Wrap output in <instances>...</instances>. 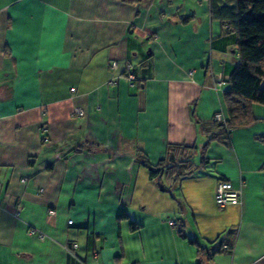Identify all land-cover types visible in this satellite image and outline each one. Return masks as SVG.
Here are the masks:
<instances>
[{
  "label": "crops",
  "instance_id": "1",
  "mask_svg": "<svg viewBox=\"0 0 264 264\" xmlns=\"http://www.w3.org/2000/svg\"><path fill=\"white\" fill-rule=\"evenodd\" d=\"M234 50L207 0H0V264H264V106L200 165ZM170 145L197 168L159 184Z\"/></svg>",
  "mask_w": 264,
  "mask_h": 264
},
{
  "label": "trees",
  "instance_id": "2",
  "mask_svg": "<svg viewBox=\"0 0 264 264\" xmlns=\"http://www.w3.org/2000/svg\"><path fill=\"white\" fill-rule=\"evenodd\" d=\"M122 1L136 5L142 0ZM207 2L211 19L219 22L226 35L232 34L234 37L237 65L226 80L228 89L223 97L226 119L217 121L215 115L211 121L200 124L207 138L202 149L200 165L206 162L204 156L210 143L217 142L229 147L231 132L253 122L252 104L264 106V0H207ZM185 21L183 19V22ZM193 154L194 148L182 145L168 146L164 160L156 167L148 168L150 180L166 175L171 184H178L190 177L197 168L191 161ZM129 229L136 231L139 226L129 223ZM179 236L184 237L181 232ZM227 246L228 250H231V246ZM201 251V248H198V253Z\"/></svg>",
  "mask_w": 264,
  "mask_h": 264
},
{
  "label": "built area",
  "instance_id": "3",
  "mask_svg": "<svg viewBox=\"0 0 264 264\" xmlns=\"http://www.w3.org/2000/svg\"><path fill=\"white\" fill-rule=\"evenodd\" d=\"M117 69H118V63L116 61H111L109 63V71L111 73H114L115 71H117ZM124 74H125V80L127 81L128 84L132 85L135 83V75L133 73V70L131 69L130 64H128L127 62L124 63ZM109 83L113 85L115 83V78L112 77L109 80ZM71 117H84V113L80 109H74V111L71 114ZM215 120L221 121L222 118L220 115H216ZM240 195L241 192L239 189H235L227 181L219 180L217 182L214 200L216 205L221 208L227 205L236 206L239 204ZM50 214H53V212H50ZM168 224L172 226L174 225V222L172 220H169ZM68 225H71V221H68ZM30 234H32V232H30ZM39 238L42 239L43 236L39 235ZM76 247H77L76 245H72L71 249L72 250L76 249ZM222 250L229 251L228 246H223Z\"/></svg>",
  "mask_w": 264,
  "mask_h": 264
},
{
  "label": "rangeland",
  "instance_id": "4",
  "mask_svg": "<svg viewBox=\"0 0 264 264\" xmlns=\"http://www.w3.org/2000/svg\"><path fill=\"white\" fill-rule=\"evenodd\" d=\"M168 1H172V0H168ZM160 178L161 177H158L157 178V182L160 184ZM230 183V182H229ZM231 184V183H230ZM232 185V184H231ZM217 186V185H216ZM233 187V186H232ZM236 189V188H235ZM215 191H216V189H215ZM214 196H215V193H214ZM214 202H215V200H214ZM216 204V203H215ZM217 206V205H216ZM228 206V205H227ZM232 206H234V205H232ZM219 208H221V207H219ZM223 208V207H222ZM174 225H175V223H174ZM174 225H172V226H174Z\"/></svg>",
  "mask_w": 264,
  "mask_h": 264
}]
</instances>
